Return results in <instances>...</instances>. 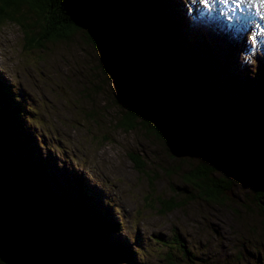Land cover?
<instances>
[{"label": "trees", "instance_id": "1", "mask_svg": "<svg viewBox=\"0 0 264 264\" xmlns=\"http://www.w3.org/2000/svg\"><path fill=\"white\" fill-rule=\"evenodd\" d=\"M159 9L167 11L162 0H0V22L7 19L17 21L24 29L26 42L37 47L70 40L82 33L81 37L94 50H101L99 55L103 58L99 56L98 64L91 67L88 83L83 88H77L79 95L85 94L87 98L89 93L86 90L94 94L100 92V96L106 98L101 103L108 107L110 100L114 102L116 110L109 121L116 129L124 132L144 130L145 135L169 147H182L184 154H188L183 159L189 166L184 169L180 163L175 168L170 167V172L182 170V188L190 196L230 200L233 185L237 181L245 182L252 185L254 201L247 200L244 205L249 209L253 208L252 204L257 206H254L257 212L264 216V205L260 200L264 197V177L254 172L255 167L264 164V95L256 87L241 84L242 77L232 76L233 87L245 97L250 95L255 102L252 103L254 117L246 124L242 121V107L236 106L238 103L235 104L231 98L226 99L232 102L227 101L208 82L207 69L196 67L199 65L197 56H190L184 43L180 44L172 38L173 32ZM125 12L133 15L131 21H122ZM203 61L209 62L205 58ZM119 64L127 72L132 71L131 76H128L130 72L126 75L118 73L116 67ZM2 77L0 195L5 204L42 222L68 264H114L117 259L131 261L134 248L121 234L123 226L110 205H103L95 195L79 187L81 197L69 204L50 187L46 176L48 169L32 157L34 144L27 149L22 142L20 120L27 112L26 103L16 98L12 83ZM109 79L126 83L122 84V88H108ZM124 93L125 96L131 94L129 100L122 96ZM89 98L94 101V97ZM257 99L261 102H256ZM96 110L95 102L85 118L102 114ZM178 118L184 120V126H179ZM198 128L221 142L226 152H233L235 167H228L233 169V173L220 164L222 161L210 159L211 155L205 148L201 151L202 141L194 135ZM196 141L198 144L194 143ZM194 144L199 146L197 150ZM204 146L208 145L204 143ZM192 151L195 154H191ZM200 152L204 161H196V153L200 155ZM128 156L137 169L146 170L148 161L138 150H130ZM146 171L153 183L156 175ZM173 187L176 188L175 185ZM102 197L113 200L112 196L106 198L105 192ZM149 197L146 201L151 206ZM187 198L179 200L176 196L175 201L173 196H159L156 200L160 203V211L165 213L183 205ZM3 261L18 264L0 248V264ZM257 264L263 262L257 260Z\"/></svg>", "mask_w": 264, "mask_h": 264}, {"label": "rangeland", "instance_id": "2", "mask_svg": "<svg viewBox=\"0 0 264 264\" xmlns=\"http://www.w3.org/2000/svg\"><path fill=\"white\" fill-rule=\"evenodd\" d=\"M257 2L261 3V0H247V4L252 6ZM162 3L166 5L167 11H162L161 8L159 12L171 28L172 38L180 44L184 43L190 56H197L199 65L196 67L207 69L208 82L225 99L231 98L235 104L238 103L236 106L242 107V121L250 123L254 117L252 103L255 102L250 95L245 97L233 87L230 74L242 77L241 84L246 83L249 88L256 87L264 95V69H258L255 73L247 70L258 61L250 53L255 50L254 47H251L250 52L246 46L240 49L236 36L229 42V31L226 32L219 21L208 17L201 19L199 24L204 28L206 36L220 41L203 39L204 34L192 33V30L199 29V25L189 19V1L162 0ZM122 17L123 22L133 19V15L127 12ZM16 22L11 19L0 22V67L9 73L11 78L7 79L14 81L12 85L16 89V98L26 103L27 112L22 114L20 120L24 147L34 144L32 157L43 168L48 169L46 176L50 187L67 203L77 202L81 197L78 187L92 196L98 195L94 190L95 183L107 191L110 189L122 203L124 221L120 220L123 226L121 234L133 246L135 254L131 261L117 259L114 264H257V260L264 264V227L261 223L264 216L257 212V206L252 204L253 208L249 209L244 205L247 200L254 201V195H251L252 185L237 181L230 190V200L190 196L182 188V170L170 172V167L175 168L180 163L184 169L189 166L187 160L183 159L188 154H184L182 147H169L154 137L145 135L144 130L124 132L116 129L109 121L116 110L114 102L110 100L108 103L112 106L107 107L101 103L106 98L100 96V92L94 94L86 90L89 97H94V101L77 92V88H83L88 83L90 69L98 64L101 50H94L81 37L82 33L76 34L73 39L55 44L48 43L39 47L30 45L24 38L23 27ZM238 28L242 26L238 25ZM124 45L123 43L122 47ZM217 46L225 50L226 56L214 50L213 47ZM235 52L237 55H234ZM204 58L209 62L205 63ZM260 60L264 61V55ZM122 68L120 64L116 67L118 73L126 75L130 72L128 76H131L132 71L127 72ZM234 68L237 70L234 71ZM116 81L117 79H109L107 87L122 88V84L126 83L120 84ZM126 81L129 83V79ZM122 96L129 100L131 94L125 96L124 93ZM95 102L98 109L96 111L102 114L96 117L91 115L86 119L85 116ZM256 102L261 101L257 99ZM44 112L48 119L44 117ZM34 119L41 124L33 122ZM177 122L181 127L185 125L181 118ZM194 143L198 144L197 141ZM201 145V151L205 148L211 155L210 159H218L203 143ZM193 147L199 148L195 144ZM130 150H138L148 161L146 170L156 175L152 179L153 183L146 170L142 172L136 168L128 156ZM193 153L192 151L191 154ZM226 153L229 155L225 150ZM196 155V161H204L201 152ZM49 156L52 157L51 160L45 163ZM72 163L77 166L76 173L66 168H70ZM220 164L230 173L234 172L227 164ZM254 169L256 175L264 177V164ZM216 172L221 174L219 170ZM100 175L106 177L107 185L100 181ZM159 196H173L175 201L176 196L179 200L188 198L183 205H177L163 213L156 200ZM148 197L151 198V206L146 201ZM104 202L119 217L121 211L116 199Z\"/></svg>", "mask_w": 264, "mask_h": 264}, {"label": "water", "instance_id": "3", "mask_svg": "<svg viewBox=\"0 0 264 264\" xmlns=\"http://www.w3.org/2000/svg\"><path fill=\"white\" fill-rule=\"evenodd\" d=\"M194 135L201 140L196 132ZM260 200L264 205V197ZM0 248L18 264H68L42 222L30 214L8 207L1 199Z\"/></svg>", "mask_w": 264, "mask_h": 264}, {"label": "bare ground", "instance_id": "4", "mask_svg": "<svg viewBox=\"0 0 264 264\" xmlns=\"http://www.w3.org/2000/svg\"><path fill=\"white\" fill-rule=\"evenodd\" d=\"M196 134L198 135V137H200L202 139L201 143H203V144L206 143L208 145V146H204V147H206L209 151L211 150L214 153V154L213 153L212 154L214 156H217L220 161L226 162V164H229L231 166H233L235 164V161H236L235 155L233 154L232 151H228L229 155H228V153L225 154V152L223 151L225 149V147L223 146V144L221 142L216 141V139L210 138L205 132H202L200 130V128H198L196 130ZM0 199L4 202L1 195H0Z\"/></svg>", "mask_w": 264, "mask_h": 264}, {"label": "clouds", "instance_id": "5", "mask_svg": "<svg viewBox=\"0 0 264 264\" xmlns=\"http://www.w3.org/2000/svg\"><path fill=\"white\" fill-rule=\"evenodd\" d=\"M98 196V195H97ZM99 197V196H98ZM100 198V197H99ZM113 199H116L117 202H120L114 195H113ZM108 200V199H107ZM120 222V219H119ZM119 226V225H118Z\"/></svg>", "mask_w": 264, "mask_h": 264}, {"label": "snow or ice", "instance_id": "6", "mask_svg": "<svg viewBox=\"0 0 264 264\" xmlns=\"http://www.w3.org/2000/svg\"><path fill=\"white\" fill-rule=\"evenodd\" d=\"M208 0H204V3H207ZM261 3L264 4V0H261Z\"/></svg>", "mask_w": 264, "mask_h": 264}]
</instances>
